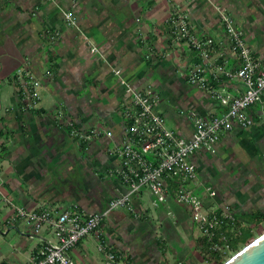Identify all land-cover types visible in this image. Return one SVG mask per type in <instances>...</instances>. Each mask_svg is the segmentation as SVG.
<instances>
[{"label": "crops", "instance_id": "0c3cea01", "mask_svg": "<svg viewBox=\"0 0 264 264\" xmlns=\"http://www.w3.org/2000/svg\"><path fill=\"white\" fill-rule=\"evenodd\" d=\"M214 1L233 16L264 69V0ZM173 5L183 9L200 36L223 37L208 0H0V189L14 204L97 212L126 189L115 175L121 162L109 154L123 142V109L131 101L121 78L136 88L152 85L167 125L185 138L194 131L193 115L210 117L227 110L187 81L182 70L197 62L193 50L183 44L171 47L168 33H157ZM227 64L237 67L239 62L229 57ZM23 67L41 81V99L34 108L17 96L16 74ZM222 84L233 93L243 89L238 80ZM247 113L254 120L250 127L236 125L222 133L215 152L202 149L191 156L197 175L184 185L208 199V205H231L237 228L256 231L264 228V222L259 227L253 222L264 215L261 103ZM67 117L82 130L103 128L112 136L82 142L69 133ZM208 185L217 192L213 199L205 192ZM177 186L176 180L171 183V188ZM12 212L0 202V264H27L53 236L8 223ZM102 229L129 264H212L188 206L174 197L160 203L149 191H140L133 196V209L113 210ZM220 231L235 234L228 227ZM69 255L76 264L105 262L93 236L83 237Z\"/></svg>", "mask_w": 264, "mask_h": 264}, {"label": "built area", "instance_id": "2783aa9c", "mask_svg": "<svg viewBox=\"0 0 264 264\" xmlns=\"http://www.w3.org/2000/svg\"><path fill=\"white\" fill-rule=\"evenodd\" d=\"M208 1L223 26L221 39L200 36L183 9L175 5L157 33L167 32L171 47L183 44L193 50L197 62L182 70L187 81L207 92L227 110L210 117L193 115L194 131L190 138H185L167 125L158 110L160 95L152 85L136 88L121 78L131 101L123 109L127 124L123 142L110 148L109 154L121 162L115 175L126 187L124 191L111 198L101 211L85 212L79 208L57 211L50 206L30 209L14 204L0 189V202L13 208L8 223H24L37 234L48 231L53 236L44 241L27 264H76L69 250L85 236L95 237L97 250L105 256L104 264H129L104 238L102 223L115 209L132 210L133 196L143 190L149 191L160 203L174 197L177 202L188 206L190 216L205 240L207 258L213 253L231 251L235 234L239 232L234 209L229 204L208 205V199L186 187L184 182L196 178V165L191 160L196 151L206 149L215 152L223 132L232 130L236 125L246 128L254 123L247 113L250 106L261 103L260 118L264 123V69L259 67L253 47L246 40L244 31L236 26L233 16L222 4ZM64 15L71 24H76L70 12L64 11ZM91 50L99 52L95 46ZM164 55L169 56L170 53L164 52ZM229 57L239 62L237 67L228 66ZM114 72L121 76L119 69H114ZM224 80H238L243 89L233 93L222 84ZM16 82L19 101L27 108L36 107L41 99V81L30 69L23 67L16 74ZM64 115V111L59 110V117ZM65 120L69 133L82 142H90L101 135L112 136L111 131L103 128L82 130L74 118L67 117ZM175 180L178 182L176 190L171 188ZM204 189L211 199L217 195L211 185ZM223 227L232 229L235 234L221 232Z\"/></svg>", "mask_w": 264, "mask_h": 264}, {"label": "water", "instance_id": "95a60500", "mask_svg": "<svg viewBox=\"0 0 264 264\" xmlns=\"http://www.w3.org/2000/svg\"><path fill=\"white\" fill-rule=\"evenodd\" d=\"M222 264H264V233L243 246Z\"/></svg>", "mask_w": 264, "mask_h": 264}, {"label": "trees", "instance_id": "16d2710c", "mask_svg": "<svg viewBox=\"0 0 264 264\" xmlns=\"http://www.w3.org/2000/svg\"><path fill=\"white\" fill-rule=\"evenodd\" d=\"M254 225L255 227H259L264 222V215L259 214L254 219ZM239 229V228H238ZM264 233V228H258L256 231H254L251 227H245L244 229H239V232H236L237 237L234 238L232 249L230 253L233 255L238 250H240L243 246L251 242L253 239L258 237ZM229 254L228 257L232 256ZM212 262V264H222L224 261H226L227 257H221L220 254L213 253L210 257L207 258Z\"/></svg>", "mask_w": 264, "mask_h": 264}, {"label": "rangeland", "instance_id": "374dc122", "mask_svg": "<svg viewBox=\"0 0 264 264\" xmlns=\"http://www.w3.org/2000/svg\"><path fill=\"white\" fill-rule=\"evenodd\" d=\"M229 254H231L230 252H227V253H224V254H220V256L223 258V257H227V259L229 258ZM232 255V254H231ZM226 259V260H227Z\"/></svg>", "mask_w": 264, "mask_h": 264}]
</instances>
